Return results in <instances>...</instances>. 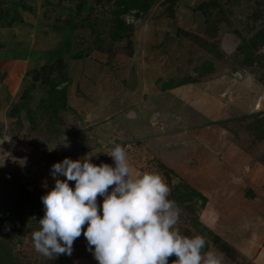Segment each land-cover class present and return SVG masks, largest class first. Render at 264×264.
Masks as SVG:
<instances>
[{
	"label": "rangeland",
	"instance_id": "374dc122",
	"mask_svg": "<svg viewBox=\"0 0 264 264\" xmlns=\"http://www.w3.org/2000/svg\"><path fill=\"white\" fill-rule=\"evenodd\" d=\"M115 144L205 258L264 264V0H0V264H98L31 234L51 166Z\"/></svg>",
	"mask_w": 264,
	"mask_h": 264
},
{
	"label": "clouds",
	"instance_id": "9594fccd",
	"mask_svg": "<svg viewBox=\"0 0 264 264\" xmlns=\"http://www.w3.org/2000/svg\"><path fill=\"white\" fill-rule=\"evenodd\" d=\"M110 157L114 167L94 164L89 156L66 157L51 166L54 187L41 197L44 215L31 234L36 252L71 256L74 241L83 234L98 264H168L173 255L178 258L173 264H221L216 253L205 258L203 236L188 237L175 229L179 210L160 173L133 178L120 144L112 147Z\"/></svg>",
	"mask_w": 264,
	"mask_h": 264
},
{
	"label": "trees",
	"instance_id": "16d2710c",
	"mask_svg": "<svg viewBox=\"0 0 264 264\" xmlns=\"http://www.w3.org/2000/svg\"><path fill=\"white\" fill-rule=\"evenodd\" d=\"M196 195H197V197H200V198H202L203 200H205L204 197H203V195H202L201 193L196 192ZM177 200L182 202V201H184V198H183V197H178Z\"/></svg>",
	"mask_w": 264,
	"mask_h": 264
}]
</instances>
